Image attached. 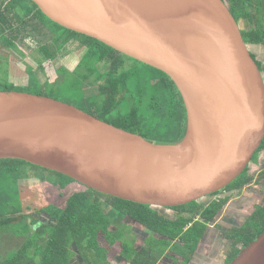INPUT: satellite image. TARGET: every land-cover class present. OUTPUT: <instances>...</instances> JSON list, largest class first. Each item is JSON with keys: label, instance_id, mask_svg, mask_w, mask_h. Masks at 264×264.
Returning <instances> with one entry per match:
<instances>
[{"label": "water", "instance_id": "95a60500", "mask_svg": "<svg viewBox=\"0 0 264 264\" xmlns=\"http://www.w3.org/2000/svg\"><path fill=\"white\" fill-rule=\"evenodd\" d=\"M53 22L165 72L187 134L157 143L47 95L0 91V160L98 193L175 208L224 190L264 141V78L225 0H33ZM230 264H264V232Z\"/></svg>", "mask_w": 264, "mask_h": 264}, {"label": "trees", "instance_id": "16d2710c", "mask_svg": "<svg viewBox=\"0 0 264 264\" xmlns=\"http://www.w3.org/2000/svg\"><path fill=\"white\" fill-rule=\"evenodd\" d=\"M229 8L238 20L233 6ZM27 39L40 46L44 57L41 70L48 74L47 81L42 83L34 68H29L34 70L30 82L26 87L17 86L9 80L4 66L0 91L54 97L157 143L173 144L186 136L188 113L183 95L165 72L126 57L95 38L63 28L33 0H0V44L24 56L19 46ZM75 43L86 50L78 67L74 71L57 68L54 61ZM258 65L263 73L264 67ZM47 66L54 68V75L47 72ZM92 87L99 92L87 94V88ZM262 150L264 141L252 161L258 160ZM249 168L250 164L227 190H241L248 181ZM31 181L48 184V206L40 207L39 197H32ZM67 190L72 193L63 198ZM54 191L63 192L58 195L60 200L50 199ZM227 202L214 203L203 213L197 202L160 212L149 205L98 193L57 171L22 160H0V264H75L78 256L85 264H116L111 253L121 258L120 264H161L171 249L185 257L179 264H189L207 231L202 223L191 226L193 218L214 221ZM30 206L39 210L28 215ZM171 209L177 212L176 219L169 218L166 210ZM45 212L49 223L41 224ZM137 237L143 240L141 247L136 244L140 241ZM10 242L12 247L4 254L3 246Z\"/></svg>", "mask_w": 264, "mask_h": 264}, {"label": "flooded vegetation", "instance_id": "af4514ba", "mask_svg": "<svg viewBox=\"0 0 264 264\" xmlns=\"http://www.w3.org/2000/svg\"><path fill=\"white\" fill-rule=\"evenodd\" d=\"M262 163L260 156L257 161H251L247 173L248 181L241 190H227V186L197 202L203 207V213L212 204L228 199L214 221L206 222L201 216L193 218L191 226L202 223L207 225V231L189 264H230L248 246L246 243L250 239L259 237L257 234L264 229V168L251 170V166H261ZM162 209L156 210L162 212ZM166 212H171L169 218H177L175 210ZM165 257L171 258L166 259L168 264L186 261L183 255L173 252L172 249L168 250L163 259ZM160 263L166 264L164 260Z\"/></svg>", "mask_w": 264, "mask_h": 264}, {"label": "rangeland", "instance_id": "374dc122", "mask_svg": "<svg viewBox=\"0 0 264 264\" xmlns=\"http://www.w3.org/2000/svg\"><path fill=\"white\" fill-rule=\"evenodd\" d=\"M19 49L24 53V56L20 55L17 52H14L11 48L9 47H3L0 44V78H3L5 74L6 68L4 66H7L8 68V77L11 82H13L17 86H25L28 85L30 82V78L33 76V72L35 70L36 75H38V78L41 80L42 83H45L47 81V75L46 72L41 70V64L44 63V57L40 52V46L38 43H35L32 39H27L24 43H21L19 46ZM85 49H79V44L75 43L71 45L68 49L63 51L59 57L54 61V65L59 68V67H66L67 69L74 71L78 65L80 64L83 54L85 53ZM127 65H130V63H127ZM29 68H34L33 72ZM47 69L49 74L51 73L54 75L55 73L53 72V69H50V67L47 66ZM99 92V88L97 87H92V88H87V94L93 95L95 93ZM260 162H263L262 164L264 165V150L261 151L260 153ZM263 165H252L251 170L255 169H262L264 168ZM263 166V167H262ZM30 185L32 186L31 190H33V196L32 197H39V206L40 207H45L48 206L45 199L46 197L48 198V184L45 182H40V181H31ZM55 194H51V198H55L60 200L59 194L62 195L63 192H59L58 194L57 191H54ZM72 191L67 190L64 192V197L67 198L69 195H71ZM44 200V201H43ZM36 210H39L36 207L30 206L26 213L28 215L34 214ZM33 212V213H32ZM171 214V212L169 213ZM40 223L41 224H46L49 223V214L47 212L41 214L40 218ZM150 234V233H149ZM152 236V233L150 234ZM10 237V236H9ZM140 241H138L136 244L139 245L140 247L144 245L143 240L137 237ZM9 243V241L7 242ZM6 243V245H7ZM11 242L10 245L7 247L4 245V254L5 252L9 251L11 248ZM3 251V250H2ZM173 251V249H172ZM175 252V251H173ZM111 259H113L114 263L120 264L122 262L121 258H116L115 256H112L111 253ZM166 259H171L165 257L161 261H165L166 264H168V261ZM75 264H85L83 263L79 256L74 259Z\"/></svg>", "mask_w": 264, "mask_h": 264}, {"label": "crops", "instance_id": "0c3cea01", "mask_svg": "<svg viewBox=\"0 0 264 264\" xmlns=\"http://www.w3.org/2000/svg\"><path fill=\"white\" fill-rule=\"evenodd\" d=\"M237 15V22L244 37L251 43L247 46L264 67V1L263 0H226ZM257 40V41H256ZM263 78H264V72Z\"/></svg>", "mask_w": 264, "mask_h": 264}]
</instances>
